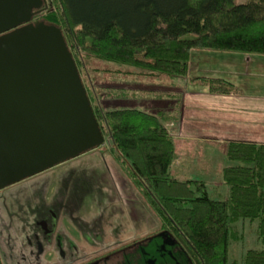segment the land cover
<instances>
[{"label": "trees", "instance_id": "16d2710c", "mask_svg": "<svg viewBox=\"0 0 264 264\" xmlns=\"http://www.w3.org/2000/svg\"><path fill=\"white\" fill-rule=\"evenodd\" d=\"M41 16L61 25L79 72L93 57L185 76L194 48L264 54V0H49ZM189 81L211 93L236 89L220 77L199 75ZM85 88L112 151L156 214L188 237L204 264H264L263 142L227 141L230 162L222 170L227 195L211 198L202 181L169 173L175 143L166 123L177 118L181 93L173 102L156 98L144 108L103 106L94 87ZM246 218L256 220L261 245L229 260L230 240L243 236L235 224Z\"/></svg>", "mask_w": 264, "mask_h": 264}, {"label": "flooded vegetation", "instance_id": "af4514ba", "mask_svg": "<svg viewBox=\"0 0 264 264\" xmlns=\"http://www.w3.org/2000/svg\"><path fill=\"white\" fill-rule=\"evenodd\" d=\"M44 8L43 0L33 5L31 11H40L31 16L32 24L0 36V47L13 36L28 34L38 20L49 21L41 16ZM70 158L0 188L8 195L3 201L0 264H204L188 237L168 219L161 216L148 225L153 207L148 195L142 193L145 212L138 217L135 200L126 203L115 192L106 193L93 170L84 171L76 163L64 173L56 168ZM29 168L16 161L1 168V177Z\"/></svg>", "mask_w": 264, "mask_h": 264}, {"label": "water", "instance_id": "95a60500", "mask_svg": "<svg viewBox=\"0 0 264 264\" xmlns=\"http://www.w3.org/2000/svg\"><path fill=\"white\" fill-rule=\"evenodd\" d=\"M40 2L0 0V36L32 24ZM103 142L59 24L40 19L0 47V188ZM16 161L30 168L2 179L1 168Z\"/></svg>", "mask_w": 264, "mask_h": 264}, {"label": "rangeland", "instance_id": "374dc122", "mask_svg": "<svg viewBox=\"0 0 264 264\" xmlns=\"http://www.w3.org/2000/svg\"><path fill=\"white\" fill-rule=\"evenodd\" d=\"M235 1L243 2L245 0ZM228 52L232 53L223 50L214 51V49L209 48L192 49L190 61L192 60L194 64L191 65L188 74L190 76L201 75L224 78L246 90L249 93L248 95L264 98V55L256 54L245 57L246 55H241L237 51ZM84 66L85 71L79 72L81 80L88 88H90V85L91 88L94 87L98 102L103 106L108 103L115 106L130 104L144 108L150 101L153 103L152 100L156 98L163 101L172 100L173 102L178 98L177 95L182 94L184 90L203 88L201 85L190 83L188 74L185 76H168L163 73H152L129 64L93 57H89L87 64ZM90 76L92 80H90ZM117 93H121L123 97L117 96ZM166 126L175 143L174 160L169 167L170 175L178 179L202 181L209 197L225 198L227 184L223 181L222 170L230 161L226 157L221 143L194 140L192 143L185 144L181 139L185 136V132L181 129L178 120H171L166 123ZM185 148L189 149L187 153H183ZM72 157L75 158H70L72 160L69 163L60 164L56 168L64 173L70 163H76L84 171L92 172L93 170L95 181L100 183L99 186L106 193L115 192L117 199L119 198L120 201L126 203H129V198L135 200L138 217L145 212V209L141 206L145 202V197L131 177L126 164L112 151V142L109 135L104 136L102 144L81 152L77 157L76 155ZM7 197V192L0 191V239L3 240L5 236H2L1 233V222L5 206L3 201ZM117 199L115 202L119 204L120 202ZM148 214L150 222L148 225L154 226L159 222V216L153 207L148 210ZM122 224L124 225L122 226L123 231L128 232L129 225L124 221ZM235 228L238 233L239 231L242 232L243 236L230 240L228 247L229 260H239L248 248H259L261 245L257 239L256 220L240 219L236 222Z\"/></svg>", "mask_w": 264, "mask_h": 264}, {"label": "crops", "instance_id": "0c3cea01", "mask_svg": "<svg viewBox=\"0 0 264 264\" xmlns=\"http://www.w3.org/2000/svg\"><path fill=\"white\" fill-rule=\"evenodd\" d=\"M227 53L232 52L227 51ZM238 53L246 55L245 57L256 55L255 53ZM192 64L194 62L191 60L189 71ZM192 76L188 74V81ZM202 87L201 89L184 90L179 102L176 120L180 122L181 129L185 132V136L181 138L185 144L201 140L221 143L225 150L228 140L264 143L263 97L250 96L238 85L236 91L228 94L211 93L207 87ZM188 150L185 148L183 153H187Z\"/></svg>", "mask_w": 264, "mask_h": 264}]
</instances>
